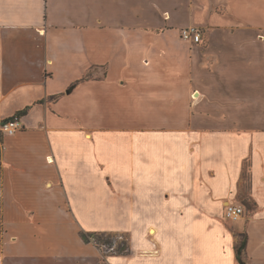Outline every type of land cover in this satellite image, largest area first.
I'll list each match as a JSON object with an SVG mask.
<instances>
[{
  "label": "crops",
  "instance_id": "crops-1",
  "mask_svg": "<svg viewBox=\"0 0 264 264\" xmlns=\"http://www.w3.org/2000/svg\"><path fill=\"white\" fill-rule=\"evenodd\" d=\"M115 1L0 0V264H264V11L189 46Z\"/></svg>",
  "mask_w": 264,
  "mask_h": 264
},
{
  "label": "rangeland",
  "instance_id": "rangeland-1",
  "mask_svg": "<svg viewBox=\"0 0 264 264\" xmlns=\"http://www.w3.org/2000/svg\"><path fill=\"white\" fill-rule=\"evenodd\" d=\"M131 2L133 1L127 0L123 2L122 0H117L110 2V7L115 6V8L121 11V14L125 13L127 16L132 17L133 20L127 21L136 24V27L165 29L170 33L169 36L172 35L171 39H173V35H181V31L187 26L198 27L203 31L206 28H219L223 25L229 27L230 24L237 28L240 22L232 18L236 11L243 13H258L264 11V5L235 6L230 0H217L216 3L214 0H189L188 4L185 0L183 2L180 0L168 1L167 4H163L162 0H157V3L154 5L143 4V7L136 6V8L130 4ZM158 6L163 9L162 11L167 10V12L163 13L158 10L156 13V8H159ZM130 13H134L135 17ZM109 25H112V21ZM105 27H107L106 21ZM185 44L190 46V44ZM96 240L103 242L105 245V242H112L113 236L98 235Z\"/></svg>",
  "mask_w": 264,
  "mask_h": 264
},
{
  "label": "built area",
  "instance_id": "built-area-1",
  "mask_svg": "<svg viewBox=\"0 0 264 264\" xmlns=\"http://www.w3.org/2000/svg\"><path fill=\"white\" fill-rule=\"evenodd\" d=\"M202 30L198 27H188L181 31V39L189 44H199L202 41ZM24 125L20 118H13L0 126V132L5 136L15 135L23 129ZM245 214L243 207L231 204L227 206L226 216L237 220Z\"/></svg>",
  "mask_w": 264,
  "mask_h": 264
},
{
  "label": "trees",
  "instance_id": "trees-1",
  "mask_svg": "<svg viewBox=\"0 0 264 264\" xmlns=\"http://www.w3.org/2000/svg\"><path fill=\"white\" fill-rule=\"evenodd\" d=\"M28 110H29V109H25V110H23V111H21V112H18V113H17L18 118L25 116V115L27 114ZM9 120H10V119L1 122V123H0V126H1L3 123H5V122H7V121H9ZM2 139H3V137H2V134H1V132H0V142L2 141ZM245 246H246V243L244 242V243L241 245V247L238 249V255H239V257H240V255H241V252H242L243 249L245 248ZM239 259H240V258H239ZM241 264H243V263H241Z\"/></svg>",
  "mask_w": 264,
  "mask_h": 264
}]
</instances>
